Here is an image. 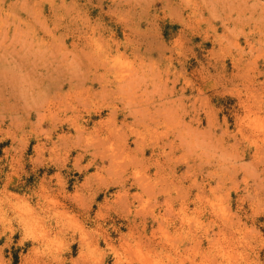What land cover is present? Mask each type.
<instances>
[{"label":"rangeland","instance_id":"1","mask_svg":"<svg viewBox=\"0 0 264 264\" xmlns=\"http://www.w3.org/2000/svg\"><path fill=\"white\" fill-rule=\"evenodd\" d=\"M0 264H264V0H0Z\"/></svg>","mask_w":264,"mask_h":264}]
</instances>
